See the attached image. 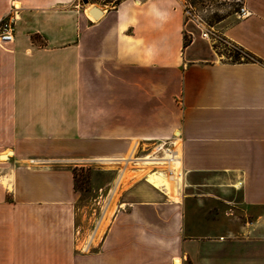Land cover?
<instances>
[{"label": "crops", "instance_id": "crops-1", "mask_svg": "<svg viewBox=\"0 0 264 264\" xmlns=\"http://www.w3.org/2000/svg\"><path fill=\"white\" fill-rule=\"evenodd\" d=\"M12 2L0 264H264V0L216 30L242 62L185 45L181 0H0V22ZM171 156L172 198L149 181ZM83 165L112 177L86 218Z\"/></svg>", "mask_w": 264, "mask_h": 264}, {"label": "rangeland", "instance_id": "rangeland-1", "mask_svg": "<svg viewBox=\"0 0 264 264\" xmlns=\"http://www.w3.org/2000/svg\"><path fill=\"white\" fill-rule=\"evenodd\" d=\"M181 2L183 4L187 3L188 5H191L194 15L205 20L211 27L212 35L210 36V40L201 39V32L196 28L195 24L189 23L187 28V30L194 33L195 37L200 39V42L204 46L211 47L213 45L212 48L217 49L218 55H220L223 60L230 62L251 60L252 56L239 47L225 41L216 32V30H218V25L223 20L229 16H236L238 7L234 0H181ZM191 38L194 39L193 37L186 35V45L190 44ZM75 174L77 180L76 186L82 193L81 206L83 208L82 211L84 218H86L87 214L89 215L91 208L95 210L96 202L100 199L98 187L109 182L112 177L111 175L103 174L99 167H90L89 165L79 167ZM93 212L94 216L96 211Z\"/></svg>", "mask_w": 264, "mask_h": 264}, {"label": "built area", "instance_id": "built-area-1", "mask_svg": "<svg viewBox=\"0 0 264 264\" xmlns=\"http://www.w3.org/2000/svg\"><path fill=\"white\" fill-rule=\"evenodd\" d=\"M186 1V0H185ZM236 6L238 7V11L236 15L239 19H245L251 15L250 10L245 6L244 2L245 0H234ZM18 6L15 4V2L11 3V12L10 14L4 18L0 22V46L3 47L5 45L12 44L14 42V25L15 21L17 19L15 11H18ZM183 10H184V34L185 36L188 35L190 37H195L194 33L192 31L187 30L189 23L195 24L196 28L199 29L201 32V38L202 39H210V36L212 35L211 27L208 25V23L203 20L202 18H198L194 15L191 5H188L187 3L183 4Z\"/></svg>", "mask_w": 264, "mask_h": 264}, {"label": "bare ground", "instance_id": "bare-ground-1", "mask_svg": "<svg viewBox=\"0 0 264 264\" xmlns=\"http://www.w3.org/2000/svg\"><path fill=\"white\" fill-rule=\"evenodd\" d=\"M171 160H173V162L168 167H166L165 164L163 166H165V168L169 169L170 171L176 172L174 174L173 178H170V177L163 178L162 176L160 177L157 175H153L150 177L149 181L151 184H153L157 188L163 187L165 192L172 198V197H175L177 195V191L174 189V181H176L177 178H178V180L181 181V176L179 173V171L181 170V162H180V159L177 157L171 156ZM143 172H144V170H143ZM131 177H132L131 174L127 173L123 179H124V181H127V179L131 178ZM117 194H118V191L115 192L114 199L117 198Z\"/></svg>", "mask_w": 264, "mask_h": 264}, {"label": "water", "instance_id": "water-1", "mask_svg": "<svg viewBox=\"0 0 264 264\" xmlns=\"http://www.w3.org/2000/svg\"><path fill=\"white\" fill-rule=\"evenodd\" d=\"M84 4L88 5L89 4V0H82ZM90 14L91 16L95 19L98 20L101 18L103 12L98 8V7H93L90 10ZM4 157V156H3Z\"/></svg>", "mask_w": 264, "mask_h": 264}, {"label": "trees", "instance_id": "trees-1", "mask_svg": "<svg viewBox=\"0 0 264 264\" xmlns=\"http://www.w3.org/2000/svg\"><path fill=\"white\" fill-rule=\"evenodd\" d=\"M185 45H186V42H185ZM186 46H188V45H186ZM77 181V180H76Z\"/></svg>", "mask_w": 264, "mask_h": 264}]
</instances>
